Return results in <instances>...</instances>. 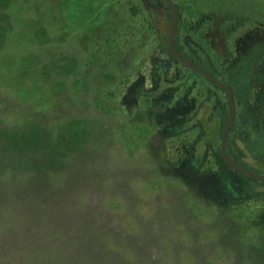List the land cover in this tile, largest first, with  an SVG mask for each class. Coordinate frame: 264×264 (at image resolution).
<instances>
[{"label": "rangeland", "instance_id": "1", "mask_svg": "<svg viewBox=\"0 0 264 264\" xmlns=\"http://www.w3.org/2000/svg\"><path fill=\"white\" fill-rule=\"evenodd\" d=\"M174 2L180 50L237 91L229 153L264 172V0ZM170 23L165 0H0V119L40 122L44 148L0 163V264H264V184L219 155L226 95L168 59ZM166 86L190 103L171 161L208 179L181 192L137 119Z\"/></svg>", "mask_w": 264, "mask_h": 264}, {"label": "crops", "instance_id": "2", "mask_svg": "<svg viewBox=\"0 0 264 264\" xmlns=\"http://www.w3.org/2000/svg\"><path fill=\"white\" fill-rule=\"evenodd\" d=\"M166 87L161 90L160 94H151L152 104H147L146 106L141 104L139 106L144 107L148 115H139L137 116V119L138 122L144 123L143 125L145 126L144 131L141 132L143 133V142L149 138L152 140L153 145L156 146V150L152 154L154 155V163L157 167L156 169L159 168L161 173L158 185L160 187H166V177L177 179L181 182V185H176L175 190L177 192H181L182 188H191L194 180L197 181L199 179L201 182L203 180L207 184L208 179L205 178L206 175L204 172H201L200 174L197 172L193 173L192 171L195 169L191 171V167L185 168L184 166H175L171 161V157L166 149L167 138L174 137L178 129L185 123V121L179 119L181 115L176 112L175 106H173L170 99H168L167 94L170 92L168 88L171 87ZM162 167L166 169L163 171ZM200 169L202 168L200 167ZM199 186L203 187V185L200 184ZM171 187L174 188V186ZM173 193L174 192H172V194Z\"/></svg>", "mask_w": 264, "mask_h": 264}, {"label": "trees", "instance_id": "3", "mask_svg": "<svg viewBox=\"0 0 264 264\" xmlns=\"http://www.w3.org/2000/svg\"><path fill=\"white\" fill-rule=\"evenodd\" d=\"M2 38V35H0V47L4 48L6 46V43H3L4 40H2ZM14 75L15 71L12 70L0 71V87L6 88L5 84H8L10 86L9 88L12 89L13 79L15 78ZM21 90L24 91L23 88H21ZM22 91L20 92L21 96L24 95ZM56 93L57 92H55L53 95H55ZM2 121L4 120L0 119V123ZM4 122L0 125V163L4 164L6 168L10 170V172L13 168L12 165L29 163L31 158L30 152L34 153V155H37L38 157H41L44 154V148L42 145L40 146L41 143L39 142V137L43 136L41 132L42 128L40 127V122L23 121L20 124H13L9 121ZM78 123L80 124V122ZM72 134L76 138L79 137V134L75 135L74 132H72ZM67 140H69V144L76 143V139L72 136L71 139ZM219 155L221 156L220 153ZM51 157L52 160H55L59 156L56 152H54ZM45 158L46 154L44 156V159ZM3 222L4 217L2 214H0V224H2Z\"/></svg>", "mask_w": 264, "mask_h": 264}, {"label": "water", "instance_id": "4", "mask_svg": "<svg viewBox=\"0 0 264 264\" xmlns=\"http://www.w3.org/2000/svg\"><path fill=\"white\" fill-rule=\"evenodd\" d=\"M165 2L171 13V23L168 30V39H167V52L171 56L176 58L178 61L188 65L194 71H197L203 76H205L212 83L220 87L226 94L227 102H228V116L223 126L221 138H220V154L222 159L230 168L238 172H241L252 179L264 182V173L246 167L228 152L229 133L236 116V103L234 97V90L226 82L222 81L221 79L213 75L211 72H209L205 67L200 65L194 59L181 53L178 50V48L175 45V42L178 34L180 12L174 0H165Z\"/></svg>", "mask_w": 264, "mask_h": 264}, {"label": "flooded vegetation", "instance_id": "5", "mask_svg": "<svg viewBox=\"0 0 264 264\" xmlns=\"http://www.w3.org/2000/svg\"><path fill=\"white\" fill-rule=\"evenodd\" d=\"M168 7V6H167ZM178 31H179V28H178ZM168 39V38H167ZM178 41H179V39H178V34H177V37H176V42H175V45H176V47L178 48V50L181 52V53H183V54H185V55H187V56H189V57H191L192 59H194L196 62H198L200 65H202L203 67H205L209 72H211L213 75H215L216 77H218L219 79H221L222 81H224V82H226L233 90H234V97H235V103H236V116H235V120H234V122H233V125H232V127H231V129H230V133L232 132V130L235 128V126H236V123H237V119H238V112H237V106H238V100H237V91H236V89L235 88H233L232 86H231V84H229L224 78H222L221 76H219V75H217L215 72H213V70H211L210 69V67L208 66V65H205V64H203L202 62H199L194 56H192V55H190V54H187L186 52H184V51H182V50H180V48L178 47ZM169 54V53H168ZM168 59L170 60V59H172L173 61H175V62H179V63H181V64H183V65H186V64H184V63H182V62H180V61H178L176 58H174L173 56H171L170 54H169V56H168ZM174 64V62H171V65H170V67L172 66ZM186 67L187 68H189V69H191V70H193L192 68H190L188 65H186ZM194 71V70H193ZM194 72H196V73H198V74H200L199 72H197V71H194ZM202 75V74H201ZM203 76V75H202ZM203 78L207 81V82H209V83H211V84H213L216 88H218L219 90H221V91H223L220 87H218L216 84H214V83H212L210 80H208L205 76H203ZM160 80V79H159ZM260 80H264V71H263V73L260 75ZM263 84H264V81H263ZM264 86V85H263ZM177 88V87H176ZM176 88H174V86H172L171 88H168V90L169 91H171V93H170V95L173 97L174 96V101H173V99H170L169 97H168V99H170V101H171V104H173V106H175V109H176V112L179 114V115H181V117H179V119H181V120H183V121H186L187 119H186V117L188 116V111L190 110V108H189V106H190V103H189V97L187 96V94H184L183 92H184V89L182 90V87H178L177 89ZM174 89V91H172ZM175 90H177L178 91V93H181L179 96L177 95H174V93H175ZM224 92V91H223ZM161 93V90L160 89H158V94H160ZM225 93V92H224ZM226 95V94H225ZM227 98V97H226ZM228 103V102H227ZM227 119V118H226ZM230 133H229V137H230ZM228 141H229V138H228ZM228 148H229V146H228ZM229 152V151H228ZM189 153H191V152H189ZM230 154H231V152H230ZM187 152H185L184 153V157H182V155H177L175 158H174V160L176 161V163L177 164H179V165H192L191 163H190V160L191 159H188L187 158ZM233 157H235L240 163H242L243 165H245L246 167H248V168H251V169H254V168H252V167H254L253 165H248V164H246L240 157H238V156H236V155H234V154H231ZM224 161V160H223ZM225 163V162H224ZM226 164V163H225ZM227 165V164H226ZM190 167V166H189ZM234 170V169H233ZM254 170H257V169H254ZM257 171H259V170H257ZM238 172V171H237ZM259 172H261V171H259ZM241 173V172H240ZM262 173H264V172H262ZM243 174V173H242ZM244 175V174H243ZM246 176V175H245ZM248 177V176H247ZM250 180H252V181H256V182H260V183H263L264 184V182H261V181H257V180H255V179H252V178H250V177H248Z\"/></svg>", "mask_w": 264, "mask_h": 264}]
</instances>
